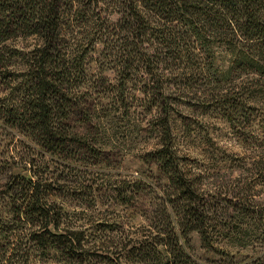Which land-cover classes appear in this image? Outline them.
<instances>
[{
    "label": "rangeland",
    "instance_id": "rangeland-1",
    "mask_svg": "<svg viewBox=\"0 0 264 264\" xmlns=\"http://www.w3.org/2000/svg\"><path fill=\"white\" fill-rule=\"evenodd\" d=\"M67 1L64 47L86 55L69 86L79 103L65 121L73 143L54 156L0 115V257L14 255L7 264H166L176 245L191 264H252L264 257V170L258 167L264 165V78L259 86V76L240 66L243 53L253 50L243 40L213 39L209 30L198 38L191 24L179 21L161 20L158 28L154 13L142 32L128 24L133 0ZM17 40L16 47L0 43L12 67L0 82V109L28 99L25 58L38 41ZM123 40L133 42L129 67ZM170 145L198 189L207 247L197 232L177 241L155 228L164 231L173 217L168 207L176 198L156 164L157 151ZM39 171L54 178L43 190L59 213L60 228L52 232L80 233L77 254H62L51 238L44 246L33 243L45 230H31L14 216L12 196L19 198Z\"/></svg>",
    "mask_w": 264,
    "mask_h": 264
},
{
    "label": "trees",
    "instance_id": "trees-1",
    "mask_svg": "<svg viewBox=\"0 0 264 264\" xmlns=\"http://www.w3.org/2000/svg\"><path fill=\"white\" fill-rule=\"evenodd\" d=\"M133 1L127 7L130 12L128 24L142 32L147 31V25L152 22L149 13H154L159 17V21L155 23L158 28H161V20L167 23L179 21L181 24H191L198 38L203 37V32L209 30L211 38L222 43L231 44L235 40H243L253 53H243L240 66L257 74L259 79H256V84L261 85L264 78V0ZM67 4V0H0V43L9 42L7 46L5 45L7 48L16 47L17 38L20 37H34L38 41L25 58L27 70L31 74V82L25 87L28 99L21 106L0 109V115L7 119L12 127L29 134L33 142L54 156L69 152L73 143L72 137L67 133L65 121L72 118L79 103H76L69 86L74 71L79 74L78 71L82 69L86 56L82 53L79 56L74 55L70 49L64 47L61 16L62 7ZM123 41L121 55L126 63L132 55L129 48L133 42ZM164 43L173 45L169 39ZM13 50L16 52V49ZM173 55L170 53L167 58L174 57ZM129 65L127 62L126 67ZM9 66L0 47V82L7 77L9 68H12ZM144 95L148 96V92H144ZM115 96H118L117 93ZM221 98L219 101L224 100L223 96ZM157 154L156 164L164 172L168 187L176 199L172 200L171 207H168L173 217H169V222L164 225V231L158 226L155 228L170 238L171 236L176 238L177 241L191 232H197L207 247L210 240L208 223L206 217L196 208L198 189L176 163L177 152L173 146H164ZM35 162L34 159H29L28 162L33 169L38 168ZM258 167L260 171L264 170L262 163L258 164ZM50 180L54 181V178L39 171L27 181L25 192H22L19 198L15 196L16 194L11 195L17 204L14 216L24 218L31 230L36 228L45 230L41 235H33L31 238L33 243L44 246V240L48 241L47 238H51L52 247L60 250L62 254H77L83 250L82 239L78 237L80 233L70 231V236H67L52 232V228L57 230L60 228V222L55 219L59 213L53 210L54 206L52 207L43 194V190L51 186ZM48 183L50 185H47ZM166 211L164 213H167ZM64 238L66 240H63ZM176 246L180 248L179 245ZM177 248L171 253V258L166 264H191L189 260L183 259ZM13 256L9 258L2 255L0 260L6 258L4 264H7ZM77 256L80 257L81 254ZM260 261L264 262V257L253 263L257 264Z\"/></svg>",
    "mask_w": 264,
    "mask_h": 264
}]
</instances>
